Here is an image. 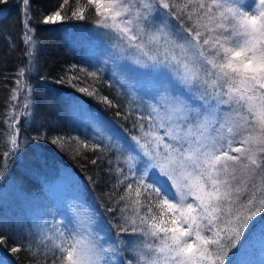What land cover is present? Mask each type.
Masks as SVG:
<instances>
[{
  "label": "snow or ice",
  "instance_id": "6c2138e0",
  "mask_svg": "<svg viewBox=\"0 0 264 264\" xmlns=\"http://www.w3.org/2000/svg\"><path fill=\"white\" fill-rule=\"evenodd\" d=\"M20 3L24 63L8 103L0 179L21 151V116L34 115L28 77L38 40L30 0ZM54 8L41 23L91 19L111 45L110 59L155 76V95L133 146H117L128 153L127 167L119 156L115 165L108 160L114 236L92 227L94 214L78 211L74 222L53 218L38 243L26 230L23 237L5 232L0 244L13 239L11 251H26L35 264H228L264 218V0H60ZM176 85L202 103L190 104ZM127 232L137 234L131 244L120 236ZM258 232L264 237V222Z\"/></svg>",
  "mask_w": 264,
  "mask_h": 264
},
{
  "label": "trees",
  "instance_id": "16d2710c",
  "mask_svg": "<svg viewBox=\"0 0 264 264\" xmlns=\"http://www.w3.org/2000/svg\"><path fill=\"white\" fill-rule=\"evenodd\" d=\"M59 2L60 0H30L32 26L35 28V37L38 40L36 70L28 77L32 87L34 115L30 116V123L19 125L22 144L19 154L28 158L32 153L30 149L34 147L38 156L36 159L44 160L57 170L65 171L70 175L74 186L86 203L96 206L101 211L115 233L114 225L119 223V220L118 212L108 211L113 207L109 194L115 183L109 171L108 160L111 158L115 165L119 155L115 150L102 144H97L96 151L83 148L82 142L93 145L88 140L94 137L89 128L72 120L68 112L70 108L95 112L130 138L139 135V128L136 125L141 122L140 117L144 113L135 112L131 103L110 77L101 74L100 68L68 42L66 31L81 26L87 27L89 26L87 21H70L63 25L40 22L43 15L55 10L54 6ZM22 19L20 0H8L7 5H0V138L3 139L0 143V153L7 148L5 127L15 73L24 63ZM13 43L16 45L15 48L11 47ZM92 72H96L97 76L89 75ZM81 88H86L88 91L82 92L79 90ZM93 92L95 95L90 94ZM102 97H107L112 102L111 105L104 102ZM55 138H62L61 143L53 144L52 140ZM94 159L97 160L95 164L91 162ZM2 163L0 158V164ZM119 163L127 167L120 160ZM22 171L19 155L12 157L4 178L0 179V193L6 190L8 183L21 180L24 174ZM23 187L28 189L26 181ZM262 222L264 218L258 219L245 234L244 244L248 245L260 236L258 225ZM17 233L21 237L24 236L20 232ZM4 234L0 232V235ZM133 235L132 232L120 233L121 238L126 242L132 239ZM13 246L15 244L11 238L7 239L6 243L0 244V256L7 264H35L26 251L13 253L11 251ZM242 247L234 252V257L228 263L234 264L238 253L243 251Z\"/></svg>",
  "mask_w": 264,
  "mask_h": 264
},
{
  "label": "rangeland",
  "instance_id": "374dc122",
  "mask_svg": "<svg viewBox=\"0 0 264 264\" xmlns=\"http://www.w3.org/2000/svg\"><path fill=\"white\" fill-rule=\"evenodd\" d=\"M86 21L89 26L66 31L68 42L75 50L81 51L89 61L100 68L101 74L110 77L119 91L125 95L127 101L131 103L135 112L145 114L146 106L152 103V98L155 95L153 87L155 76L145 70L132 69L126 60L110 59L112 48L109 41L95 29L91 19ZM35 70L36 61L31 74ZM13 87H15V81ZM174 91L176 94L182 95L193 106L202 103V101L193 98L180 85H176ZM68 115L78 124L90 129L94 137V139L89 138L88 140L91 144H102L115 150L119 155L120 162L124 163L128 153L120 154L117 151V146H133L132 138L124 135L109 120L95 112L82 108H70ZM30 116H21L19 125L30 123ZM161 134H163L162 129ZM5 135L7 138V132ZM7 147H9L8 144ZM30 150L32 153L29 156L26 155L28 158L23 157V154H18L24 173L23 178L8 183L6 190L0 193V219L7 222L6 227L0 226V232L13 234L20 232L24 235L27 230L32 233V240L38 243L41 233L52 226L53 218L57 222H74L76 213L79 211L82 214H94L95 223L92 227L101 233L110 230L111 235L114 236L115 233L109 227L101 211L96 206L86 203L74 186L71 176L65 171L57 170L44 160L36 159L38 156L34 147ZM24 181L28 185L27 190L23 187ZM66 226L73 227V224L69 223ZM133 234L132 239L128 240L129 244L136 239L137 234ZM242 245L239 246V250ZM242 250L238 253L234 264H264V237L261 235L250 244H244ZM234 254L233 252L232 258ZM128 258H130V250L125 252V259ZM0 264H7L1 256ZM228 264H232V262Z\"/></svg>",
  "mask_w": 264,
  "mask_h": 264
}]
</instances>
